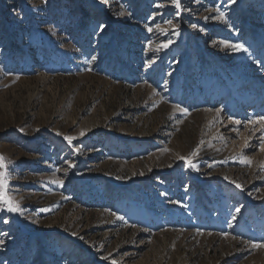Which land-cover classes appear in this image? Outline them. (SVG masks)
<instances>
[{"label":"rangeland","instance_id":"1","mask_svg":"<svg viewBox=\"0 0 264 264\" xmlns=\"http://www.w3.org/2000/svg\"><path fill=\"white\" fill-rule=\"evenodd\" d=\"M178 3L0 0V264H264V0Z\"/></svg>","mask_w":264,"mask_h":264},{"label":"snow or ice","instance_id":"2","mask_svg":"<svg viewBox=\"0 0 264 264\" xmlns=\"http://www.w3.org/2000/svg\"><path fill=\"white\" fill-rule=\"evenodd\" d=\"M174 2H176L177 4V7H179V3H178V0H174ZM223 17V13H221V18ZM169 24L171 23V21L168 22ZM101 28L104 27V25H101L100 26ZM149 31H151V29H149ZM166 46V45H165ZM231 47L235 48L236 50H242L243 49V45H240V44H236V45H230ZM181 111H186L185 109H181ZM260 122L262 124H264V117H261L260 118ZM236 123H239L238 121H236ZM81 135H83V132H81ZM66 139H68L69 141H71L73 138L72 137H66ZM261 150H264V145L261 146ZM193 156L196 155V152L193 151V153L191 154ZM181 159H184L183 157H181ZM4 160L3 157H0V168H3L4 165L2 163V161ZM242 163H251L250 161H247V160H242L241 161ZM189 164H191V161L189 160ZM194 167V165H191ZM262 167H264V165H262ZM3 176H4V173L3 172H0V189L3 188V185L6 183V181L3 180ZM53 183H61L60 181H53ZM237 188H240L241 185L237 184L236 185ZM0 196L3 197L5 203L7 204V207L10 211H13V212H16L19 210L18 206L16 205V203L14 201H12L11 199H9L7 197L6 194L0 192ZM237 211H239V209H237ZM254 247H264V245H253ZM105 259H107V257H104ZM112 264H117L116 261H112Z\"/></svg>","mask_w":264,"mask_h":264},{"label":"bare ground","instance_id":"3","mask_svg":"<svg viewBox=\"0 0 264 264\" xmlns=\"http://www.w3.org/2000/svg\"><path fill=\"white\" fill-rule=\"evenodd\" d=\"M94 152H96V151H94Z\"/></svg>","mask_w":264,"mask_h":264}]
</instances>
